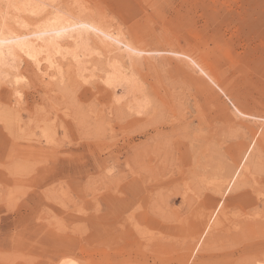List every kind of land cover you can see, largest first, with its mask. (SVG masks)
I'll list each match as a JSON object with an SVG mask.
<instances>
[{
	"label": "rangeland",
	"instance_id": "1",
	"mask_svg": "<svg viewBox=\"0 0 264 264\" xmlns=\"http://www.w3.org/2000/svg\"><path fill=\"white\" fill-rule=\"evenodd\" d=\"M7 2L0 31L83 15L146 51L0 65V264H264V0Z\"/></svg>",
	"mask_w": 264,
	"mask_h": 264
},
{
	"label": "bare ground",
	"instance_id": "2",
	"mask_svg": "<svg viewBox=\"0 0 264 264\" xmlns=\"http://www.w3.org/2000/svg\"><path fill=\"white\" fill-rule=\"evenodd\" d=\"M1 1V0H0ZM16 1V0H15ZM21 1V0H20ZM25 2V0H23ZM13 4H15L14 2H12ZM17 3V2H16ZM23 3V2H22ZM8 5H6V8L7 6H10L11 4H9V0L7 2ZM12 4V5H13ZM20 5L21 2L19 3ZM27 4H28V1H27ZM32 4V3H31ZM30 4V5H31ZM34 4H37L34 2ZM34 4H33V7H34ZM38 5V4H37ZM42 5V4H41ZM24 6V4H23ZM26 6V5H25ZM24 6V9H26ZM28 6V5H27ZM30 7V6H29ZM28 7V8H29ZM32 7V6H31ZM37 7V6H35ZM42 7V6H41ZM44 7V6H43ZM13 10H15L14 6L12 7ZM20 8V7H19ZM39 8V7H37ZM58 8V7H57ZM56 8V9H57ZM10 9V8H9ZM30 9V8H29ZM8 10V9H7ZM19 10V9H18ZM35 10V9H34ZM42 10V8L40 9V11ZM17 11V10H16ZM20 11H22V8L20 9ZM19 11V12H20ZM29 11V10H27ZM33 11V10H32ZM36 11V10H35ZM57 13L60 12L58 10H55ZM65 11V10H64ZM25 12V10H24ZM31 12V11H30ZM34 12V11H33ZM39 12V10L37 11ZM36 12V14H37ZM47 12V11H46ZM35 13V12H34ZM45 13V12H44ZM61 13V12H60ZM18 14V13H17ZM32 14V12H31ZM50 14V13H49ZM52 14V13H51ZM51 14L50 16H48L49 18H47V20H45V25L43 23V27L41 28H38L35 27L36 29H34L33 31L31 32H27V33H16V32H13L12 34L9 32V31H4L2 30L1 28V31H0V65H3L6 63V60L9 59V58H14L16 55L18 54H25L26 56H28L29 58H33L35 59L36 62H38L39 60V55L41 56V53H47V55L49 54H56L59 52V50L63 49L64 46L66 47H71V46H79V45H82L83 43H87L86 39L84 38V35L86 36L87 33L89 32H96V33H99L101 34V44H102V48L105 49V52L108 53V52H111V49H108V44H105V40H109L110 42L113 43L114 45V48L115 49H118L120 48V44H122L124 46V49L127 50L128 53L130 54H134V55H139L141 52H144L146 50L144 49H141L138 47L137 44H135L134 42H128V41H125V40H122L119 35L117 34V32L115 33V29L112 30V29H109L108 26L104 25L103 23L101 24H98V23H95L94 21L92 20H87V19H83V15H82V19H78L76 16L75 18H77V20H71L70 17L68 16H65V15H61V14H55V15H52L51 17ZM64 14V13H63ZM67 14V13H66ZM69 15V14H68ZM93 15V14H92ZM15 17V16H14ZM35 17V16H34ZM91 17V16H90ZM94 17V16H92ZM91 17V18H92ZM96 17V16H95ZM17 18V17H16ZM39 18V17H38ZM41 18V17H40ZM80 18V17H79ZM2 19V18H1ZM5 19V18H4ZM7 19V18H6ZM97 19V18H96ZM99 19V18H98ZM4 21V20H3ZM15 21V20H14ZM17 21V20H16ZM100 21V20H99ZM98 21V22H99ZM101 22V21H100ZM7 23V22H6ZM39 24V23H38ZM3 26V23L0 24V27ZM11 29V28H10ZM120 32V31H119ZM95 35V34H94ZM88 36V35H87ZM97 36V35H96ZM88 38V37H87ZM124 38V37H123ZM125 39V38H124ZM65 48V47H64ZM81 48V47H80ZM78 48V49H80ZM98 48V47H97ZM122 48V47H121ZM66 49V48H65ZM82 49V48H81ZM64 50V49H63ZM70 50V49H69ZM72 50V49H71ZM58 51V52H56ZM62 51V50H61ZM60 51V52H61ZM66 51V50H65ZM80 51V50H79ZM78 51V52H79ZM95 51V50H94ZM56 52V53H54ZM75 52V51H73ZM77 52V51H76ZM81 52V51H80ZM85 52V51H84ZM125 52V51H124ZM173 52V51H172ZM65 53V52H63ZM67 53V52H66ZM116 53V52H115ZM126 53V52H125ZM175 54H183L185 56H187L188 58H190L191 60L194 61L193 58H191L190 55L186 54V53H182V52H174ZM43 54V55H44ZM62 53H60L59 55H61ZM79 54V53H78ZM58 55V54H57ZM81 54L77 55L76 57H74V60H75V63L76 65L78 63H80V56ZM127 55V53H126ZM45 56V55H44ZM55 56V55H54ZM65 56V55H63ZM84 56V54H83ZM49 58V56H47ZM53 57V56H52ZM50 57V61L53 58ZM56 57V56H55ZM82 57V56H81ZM85 58V57H83ZM116 58H119L118 55H113V57L110 59L112 61L111 63V73H110V77L108 78L109 81L108 84H111V85H114L115 83L119 84L120 81H124L125 78H123V74H121V70H119V67L116 65V63H118V60H116ZM16 59V58H15ZM46 59V57L44 58ZM9 61V60H8ZM45 61V60H44ZM48 61V60H47ZM107 61V60H106ZM110 61V62H111ZM15 62V61H14ZM35 62V63H36ZM43 62V61H42ZM41 62V63H42ZM46 62V61H45ZM57 62L59 63V61L57 60ZM41 63L39 65H41ZM50 63V62H49ZM47 63V64H49ZM52 63V62H51ZM50 63V64H51ZM197 64V63H196ZM60 65V63H59ZM81 65V64H80ZM79 65V66H80ZM198 65V64H197ZM49 66V69H51V66L50 65H47ZM57 65H54V67H56ZM69 66V65H68ZM95 66V65H94ZM104 66V65H103ZM17 67V66H16ZM58 67V66H57ZM56 67V68H57ZM78 67V66H77ZM76 68V67H75ZM87 68V67H86ZM49 69L46 68V70L49 71ZM78 69V68H77ZM80 69V68H79ZM83 69V68H82ZM81 69V70H82ZM201 71H203L205 73V71L200 67ZM80 70V71H81ZM56 73V72H55ZM63 73V72H62ZM61 73V74H62ZM77 73V72H76ZM108 73V72H107ZM206 74V73H205ZM17 75V74H16ZM57 75V74H56ZM207 75V74H206ZM54 77V76H53ZM58 77V75H57ZM78 78V76H77ZM105 78H107L105 76ZM104 78V79H105ZM210 78V77H209ZM52 79V78H51ZM72 79V78H71ZM54 80V79H53ZM77 80V79H76ZM100 80V79H99ZM126 80V79H125ZM122 81V82H123ZM115 84V85H116ZM117 86V85H116ZM118 87V86H117ZM116 87V88H117ZM122 87V86H121ZM115 95V94H114ZM116 97V96H114ZM19 98V97H18ZM21 98V97H20ZM118 100V99H117ZM115 101H116V98H115ZM247 157L244 158V162L246 161ZM212 168V167H211ZM237 169V168H235ZM241 169H238V175H239V172H240ZM238 175L236 177H233L234 179L229 182L228 181V184L227 186L230 187V189H232V187L235 185V183L237 181H239L237 178H238ZM237 179V180H236ZM243 179V178H242ZM242 179L240 180V182L242 181ZM225 180V179H224ZM224 180H218V177L217 179H215V182L214 184L217 185V186H221V182L224 181ZM227 182V181H226ZM239 182V183H240ZM238 184V182H237ZM243 184V183H242ZM241 184V185H242ZM228 189V188H227ZM215 210H217L215 212ZM218 214L223 215L224 212H222V210H220L219 208L217 209H213V211H211L208 215L207 214H204V213H201V215L199 216V223L201 225L204 224V222L206 221H209L211 218H214V216L216 217ZM211 224H209L207 226V228H209ZM65 260V259H64ZM69 261V260H68ZM61 262V260H60ZM64 261L62 260V263L60 264H72L71 262H65L63 263ZM57 264V263H56ZM59 264V262H58Z\"/></svg>",
	"mask_w": 264,
	"mask_h": 264
},
{
	"label": "snow or ice",
	"instance_id": "3",
	"mask_svg": "<svg viewBox=\"0 0 264 264\" xmlns=\"http://www.w3.org/2000/svg\"><path fill=\"white\" fill-rule=\"evenodd\" d=\"M27 83L28 82L25 80L24 81V84L27 85ZM85 83H87V82H85ZM20 84H21V81L20 80H17V85L19 86ZM16 95H17V97H19L21 95V93H20L19 90L16 91Z\"/></svg>",
	"mask_w": 264,
	"mask_h": 264
}]
</instances>
